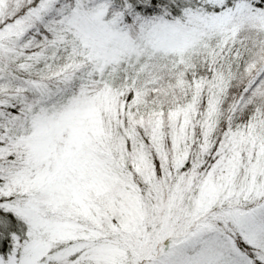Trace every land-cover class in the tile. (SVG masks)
I'll list each match as a JSON object with an SVG mask.
<instances>
[{
	"label": "snow or ice",
	"instance_id": "1",
	"mask_svg": "<svg viewBox=\"0 0 264 264\" xmlns=\"http://www.w3.org/2000/svg\"><path fill=\"white\" fill-rule=\"evenodd\" d=\"M0 264H264V0H0Z\"/></svg>",
	"mask_w": 264,
	"mask_h": 264
}]
</instances>
